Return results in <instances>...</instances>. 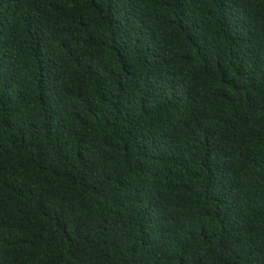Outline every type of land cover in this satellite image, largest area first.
Returning <instances> with one entry per match:
<instances>
[{
	"label": "trees",
	"instance_id": "1",
	"mask_svg": "<svg viewBox=\"0 0 264 264\" xmlns=\"http://www.w3.org/2000/svg\"><path fill=\"white\" fill-rule=\"evenodd\" d=\"M0 264H264V0H0Z\"/></svg>",
	"mask_w": 264,
	"mask_h": 264
}]
</instances>
